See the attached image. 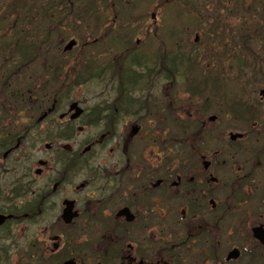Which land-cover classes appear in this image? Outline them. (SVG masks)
Masks as SVG:
<instances>
[{
	"label": "flooded vegetation",
	"instance_id": "flooded-vegetation-1",
	"mask_svg": "<svg viewBox=\"0 0 264 264\" xmlns=\"http://www.w3.org/2000/svg\"><path fill=\"white\" fill-rule=\"evenodd\" d=\"M69 40L76 43L73 50L80 47V39ZM240 40L236 48L244 56L232 55L231 66L251 71L254 82L242 84L239 98L231 99L233 86L224 83L213 93L210 79L207 96L221 128H214L218 115L210 116L206 149L166 148L164 132L151 138L157 145L148 152L155 164L144 158L130 163L126 145L153 120L169 119L166 111L173 105L165 90L182 71L176 55L97 52L93 64L84 61L68 73L66 55L73 50L37 54L33 71L48 79L43 85L50 86L51 102L26 101L18 87L11 100H0V264H79L62 231L77 221L80 264L88 257V264H264V36ZM68 75L75 78L66 87ZM94 76L112 99L92 114L84 103L60 98ZM199 89L196 82L187 90ZM90 127H99V139L71 147L75 128L80 133ZM104 143L113 146L111 164L96 163L100 157L92 155ZM41 222L42 230L33 232L44 236V241L35 237L39 244L28 238L21 247L13 238L22 236L27 223ZM55 222L60 230L53 236Z\"/></svg>",
	"mask_w": 264,
	"mask_h": 264
},
{
	"label": "rangeland",
	"instance_id": "rangeland-1",
	"mask_svg": "<svg viewBox=\"0 0 264 264\" xmlns=\"http://www.w3.org/2000/svg\"><path fill=\"white\" fill-rule=\"evenodd\" d=\"M107 1L110 2V0ZM258 1L251 0L248 3V0H238L236 2L234 0H118V3H114L113 6L109 5L107 9L99 7L100 12L96 14L101 17L100 26L93 19L92 14L86 19L79 17L81 11H83L81 8L84 7L81 3H77L73 7L60 4L52 7L53 4H51L52 6L31 5L32 7L29 8L41 9L42 11L51 8V12H47V16L50 18L55 16L52 19L41 18V24L38 26L40 28L38 36L41 33L43 36H47V31H49L48 34L51 33L50 37H46L51 39H47L45 46L49 57L53 53H61L62 48L70 38L80 39V47L66 55L67 64L65 67L68 70H65V72L68 73L75 71L84 61L86 64H93L97 52L103 53L101 54L103 57H116L112 53L120 54L122 51L139 53L142 57H156L161 53L169 54L170 58L177 56L179 64L176 66L182 69L180 72L181 77H177L176 83L173 86L166 87L165 90V93L169 96L167 102L173 105L172 108H168L166 111V116L169 119H161L159 123H155L153 120V122L145 125L143 131L126 145L127 152L130 155V163L135 164L138 160L142 163L141 160L144 158V160L150 161L149 164H155L156 157L149 154L148 149L156 148L153 145L157 144L153 143L151 138L158 139L163 132L165 133L166 148H207L206 132L213 127L208 119L212 115H218L212 101L208 100L207 96L209 89L206 86L209 85L210 79H213L214 83L212 89L215 91L213 93L217 89H223L222 84L224 83L233 86L229 92L231 99L238 97L240 93L237 88L242 84L251 85L254 82L255 77L251 74V71L236 70L235 67L231 66V61L234 56H244L242 54L244 49L236 48L240 44L241 37L250 38L252 41L257 39L258 36H264V1L261 3L262 9L257 6ZM256 8H259L261 15H259V12H255ZM244 20H247L249 25L252 26L251 28L248 27L249 32L252 30L250 34H244L246 29ZM37 21H39L38 18L34 21L31 20L33 24H30L35 27ZM212 25L215 29L211 27ZM28 30L29 28L26 29V32ZM98 37H102V40L100 38L95 40ZM32 38L31 35L30 39ZM223 50L226 54L222 57ZM5 55L8 57L9 55L16 56L15 53H6ZM211 55L216 56L210 59ZM232 55L234 56L232 57ZM8 57H0V64L3 59L5 60ZM57 57H60V54ZM221 57L224 59V64ZM223 66L224 71H222ZM36 67H39V65L34 63L30 67L23 68L20 73L18 72V75L9 79L8 75L0 77V81H4L7 77L6 88L3 92H0V100H11L10 96H13L14 93L13 87H18L21 90L23 99L26 101L33 98L36 101L41 99L43 101L41 105L46 106L50 99V86L43 85L48 79L41 78L42 73L40 70H38V73H34L33 69ZM2 74L0 71V76ZM101 77L106 78L105 75ZM74 78V75H68L69 82L66 81V87L71 81L70 85L73 83ZM193 79L195 80L192 82ZM196 82L201 86L200 90H203L202 92L198 91L197 94L187 90L189 84L193 85ZM85 83L80 89H77L76 86L70 87L69 91L60 98L63 100L75 99L80 103H84L86 109L90 108L89 113L97 105H102L101 103L105 99H112L111 91L104 90L106 86L101 78L94 76ZM8 85H10L9 89L11 91H8ZM56 87L57 85L53 86L54 90ZM149 97H146V103H149ZM231 99L229 103L232 102ZM89 113L88 115L92 114V112ZM154 118L155 116L150 119ZM86 120L87 117L84 121ZM222 122L221 116L218 115L214 128L218 127L220 129ZM181 125H184L185 129H180L179 126ZM120 127L121 125L119 130ZM157 132H159V135L153 136ZM99 133V127H90L80 133L75 128V134L69 141L70 146L76 148L80 143L93 141V139L98 140ZM105 144L100 148H96L92 153L93 156L100 157L96 163L111 164L114 162V155L110 153L113 146ZM133 156L136 157V160H133ZM17 172L23 175L25 173L24 167ZM17 172L16 176H19ZM84 195L85 193L81 195L83 201ZM77 222L72 229L62 231L69 240L68 251L70 255L76 258L80 264V261L83 260L80 259L77 243L81 241L82 237L79 231L80 221ZM27 224V227L22 228V236L18 234L13 236L15 241L21 247L24 246L25 239L28 238L37 244L39 242L34 241L35 237L44 241L43 235L35 236L33 234L34 231H37L38 234L42 230H40V227H43L41 226L42 222L40 224ZM54 225L51 231L53 236L60 230L56 222ZM63 248V243H60L59 253L56 255L59 259L64 255ZM24 260L26 259L24 258ZM84 260L85 264H88L87 261L90 258H84ZM25 263L26 261L17 264ZM96 263L97 261H94L90 264Z\"/></svg>",
	"mask_w": 264,
	"mask_h": 264
},
{
	"label": "trees",
	"instance_id": "trees-1",
	"mask_svg": "<svg viewBox=\"0 0 264 264\" xmlns=\"http://www.w3.org/2000/svg\"><path fill=\"white\" fill-rule=\"evenodd\" d=\"M234 1L236 2L238 0ZM263 1L264 0H260L259 4L261 5ZM249 2H251V0H248V3ZM77 3H81V5L84 6L81 8L83 10L80 13L81 18L86 19L92 14L93 19L99 23L101 17L96 14L100 12L98 10L99 7L107 9L109 5L113 6L114 3H118V0H110V2L107 0H0V57H8L5 55L6 53L16 54L15 57L9 55L7 59H3V62L0 64V71L1 74L2 72L5 73L0 77L2 78L4 75H8L9 79L10 77L18 75V72H21L23 68L32 66L34 64V59L39 61L37 60L39 57L37 54H42V56H44L43 54L46 53V41L50 39L46 37H50L51 33L48 34L49 31H47V36H43L42 33L38 36V32H40L38 26H40L43 18H49L47 14L51 12V8L42 11L41 9L29 8L32 7L31 5L52 6L51 4H53L52 7H54L58 4L66 6L71 4L75 5ZM255 12L258 11L256 10ZM82 15H84V17H82ZM259 15L261 14L259 13ZM36 18H38L39 21H37L35 27H33L31 25L33 24L31 20L34 21ZM21 24L23 25L22 27ZM248 27L251 28L252 26H247L245 34L251 33ZM27 28H29V30L26 32ZM31 35L33 36L32 39H30ZM39 45H41L40 48ZM6 62L7 64L5 65ZM5 78L4 81L2 80L3 82L0 81V92H3L5 89L4 86L7 83V77ZM199 91L201 90L199 89ZM182 127L184 128V125H182Z\"/></svg>",
	"mask_w": 264,
	"mask_h": 264
},
{
	"label": "water",
	"instance_id": "water-1",
	"mask_svg": "<svg viewBox=\"0 0 264 264\" xmlns=\"http://www.w3.org/2000/svg\"><path fill=\"white\" fill-rule=\"evenodd\" d=\"M74 46V42L71 41L69 42L66 47H65V51H68V50H71V48ZM75 105V104H74ZM74 105L72 106V108L74 107ZM80 114V112L78 111L76 114H75V117H78ZM69 211V210H68ZM67 211L66 215H68V218L70 219L71 218V215L69 214V212ZM64 264H73L72 261H67L66 263Z\"/></svg>",
	"mask_w": 264,
	"mask_h": 264
}]
</instances>
